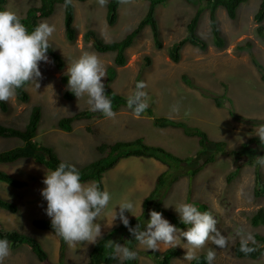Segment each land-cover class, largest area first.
Listing matches in <instances>:
<instances>
[{"label":"rangeland","instance_id":"1","mask_svg":"<svg viewBox=\"0 0 264 264\" xmlns=\"http://www.w3.org/2000/svg\"><path fill=\"white\" fill-rule=\"evenodd\" d=\"M3 2L4 0H0V4ZM39 3L40 0H6L4 7L6 11L21 17L29 8L39 6ZM107 3L100 6L97 0L75 1L74 25L77 39L74 43H69L65 38L62 5L57 7L52 17L40 21L54 26L55 30L48 43L62 56L65 67L61 72L58 71L49 57V63L40 62L39 87L30 84L27 88L30 102L20 103L14 95L7 101L10 112L3 114L0 111V124L23 128L28 122L33 106L40 105L43 118L33 142L39 146L52 147L63 161L77 167H83L97 160L100 157L97 146L103 142L130 141L139 137H143L151 146L163 147L175 156L187 159L186 164L182 166L183 172L197 168L201 170L192 181L188 176L181 178L164 199L163 208L177 214L174 207L180 203H188V193L191 189L192 204L209 205L212 217L216 220V227L226 240L223 248L206 241L204 246L195 250V256L206 254L212 249L215 251L212 264H264V256L259 260H250L239 259L234 255V246L237 242H255L256 235L264 236V227H254L251 224L252 215L259 209H264V198H256L253 195L254 168L247 158L253 155L264 156V148L251 145L245 150L246 157L235 160L232 156L220 155L216 162L203 167L202 165L213 152V145H208L207 151L199 154L197 138L185 136L178 129H158L153 126V118L144 116L134 118L131 109L121 108L113 118L100 119L99 112L90 110L86 95L79 99L66 98L67 84L63 83L62 77L67 75L66 68L82 54L91 53L97 56L105 71L103 84L107 80L108 68L113 65L114 54L97 51L92 43L84 40L86 32L94 30L106 43L120 41L138 25L148 7V3L142 0L123 1L119 9L118 22L111 27L106 21ZM205 5L206 0L202 3V6ZM260 5L261 0H249L244 3L238 10V18L235 22L228 18L224 8L220 7L217 10V19L227 43V47L223 50L212 44L209 12H205L198 25L197 34L209 44L208 49L201 51L186 45L181 51L180 62L174 63L168 57V50L173 44L188 36L187 26L195 14L196 7L184 0H170L167 5L158 8L156 15L163 49L155 48L150 29L146 28L135 45L127 50L128 63L117 69V78L111 88L117 95L128 98L135 90L134 82L145 64V58L150 57L151 66L143 73V82L146 85L143 91L146 93L148 107L154 110V116L184 120L189 126L206 132L211 141L223 140L228 143L229 150L239 149L250 138L256 137L246 134L251 133L255 125L264 124V82L252 65L249 54L235 51L237 45L252 39L255 57L264 66V40L256 35L254 22V15ZM183 75L192 77L199 86L215 95L222 94V84H227V95L231 103L225 101L224 107L218 109L210 98L203 97L199 91L186 87L181 79ZM173 107L178 108V111H173ZM232 107L237 115L245 119H254L258 123L252 125L233 121L228 114ZM83 110L91 111L92 118L74 123L71 132L57 128L60 119ZM237 136L243 139L242 144ZM11 149L27 148L19 139L0 138V152ZM131 161L118 166L104 177L103 183L111 199L101 217L94 220V223H99L101 226V236L120 223L117 219L112 225L109 221L108 225L103 226L107 211L122 199H131L138 204V200L150 192V184L143 186L144 188L136 185L135 172L138 165L134 161L144 160ZM138 163L146 165L142 166L141 170L148 176L150 168L145 164L147 162ZM237 166L242 167L239 177L228 185L226 177ZM2 168L28 183L23 189H13L0 182V196L19 206L18 214L0 209V224L3 230L18 231L38 240L48 254V263L57 264L60 246L58 236L53 232L37 230L32 225L35 219L50 220L44 211L46 201L40 195L44 187L42 180L47 169L31 160H21L16 165H5ZM262 173L264 175V168ZM116 208L118 211V206ZM136 210L137 207L131 213L125 212V215L128 219L135 217ZM162 217L172 224L167 217L163 215ZM249 236L251 239H248ZM185 242L183 238L178 242L176 248L181 250L182 256L173 264H190L191 261L184 259ZM93 244L81 242L73 247L68 245L66 262L87 264ZM170 247L173 246L161 243L158 250L163 252ZM137 249L148 250L142 245H138ZM4 264L42 263L33 256L27 245H23L15 249L10 246V254L5 258ZM139 264L153 263L148 258L140 256Z\"/></svg>","mask_w":264,"mask_h":264},{"label":"trees","instance_id":"2","mask_svg":"<svg viewBox=\"0 0 264 264\" xmlns=\"http://www.w3.org/2000/svg\"><path fill=\"white\" fill-rule=\"evenodd\" d=\"M74 1L86 2L88 0H71V3L65 5V0H40L39 6L29 8L26 13L18 17L21 23L30 32L35 26L40 24L41 20L52 17L59 5L64 7V32L65 38L69 43H74L77 39V30L74 25L75 21V5ZM125 0H109L107 3V24L111 27L115 26L119 18V9L122 2ZM148 3L147 12L141 19L138 25L126 34L120 41L106 43L104 42L94 30H89L84 35L86 42L92 43V46L99 52L102 53H113V65L107 70V80L104 83L105 94L112 101V110L117 113L121 108H128L127 98L124 96L117 95L111 88L112 83L117 78V69L126 66L128 63L127 50L130 49L137 40L140 38L142 32L149 28L152 36L154 46L157 50L163 49V41L161 38L159 22L157 20V10L161 6L168 4L170 0H142ZM189 5L196 7L194 16L190 19L187 29L188 36L182 40L176 42L168 50V57L174 63H179L181 60V51L186 45H191L201 51H206L209 44L203 40L197 34V28L200 23L201 17L205 12H209V25L210 32L212 35V44L223 50L227 47L226 40L222 35L219 21L217 19L216 12L222 7L226 10L228 18L235 22L238 18V10L240 7L248 2L249 0H206V5L202 6L205 0H184ZM6 0L0 4V11H5ZM254 22L256 23L255 33L256 35L264 40V0H261V5L254 15ZM253 41L248 39L242 44L236 46V53L247 52L250 56L252 65L260 74L261 80L264 82V66L258 61L252 52ZM47 56L53 61L58 71H62L65 67V62L62 56L49 44ZM151 58H145V64L142 67L141 72L135 79V85L138 82H143V73L148 70L151 66ZM182 82L190 89L197 90L203 97L210 98L214 105L221 109L224 107V102L231 100L229 99L227 92L228 86L223 83V92L220 95H215L208 89L199 86L196 81L188 76H182ZM63 83L67 84V77H62ZM30 84H26L20 89L16 90L15 96L20 103H29L30 95L27 88ZM66 98L72 100L75 96L67 91ZM0 111L3 114L10 112V105L6 102H0ZM228 114L230 118L235 122H244L246 124L255 125L258 122L254 119H245L239 116L234 111L233 107L229 109ZM140 116L153 118L152 123L158 129H178L183 132L185 136L191 138H197L199 143V154L205 153L208 149V145H213V152L210 154L208 159L202 165L207 166L216 162L220 155L232 156L233 159L238 160L241 157H246L247 153L245 150L251 145L259 146L264 148V144H260L258 138H250L246 143H243L239 149L229 150L228 143L223 140L211 141L209 135L203 130L189 126L184 120H178L162 116H154V110L151 107H147ZM43 112L40 105H34L31 109V113L27 124L23 128L5 126L0 124V138L2 139H19L22 141L26 148L29 149H11L0 152V182L13 188L23 189L28 186V183L20 180L10 173L5 171L2 167L5 165H16L21 160H31L38 166H41L47 170H53L61 161H63L52 147L39 146L34 143V138L38 134L40 124L42 122ZM92 118L91 111L83 110L75 115L64 117L57 123V128L65 132H71L73 124L83 120H89ZM99 118H105L99 112ZM99 158L83 167H77L81 173V182H95L105 190L103 183L104 177L110 171L115 169L123 160L129 158H146L154 159L166 166V170L160 174L156 180L154 189L150 194L142 201L143 211L140 215L130 218L129 226L135 227L138 223L141 224V230L144 229L142 226L149 219V210H155L161 212L162 215L167 217L173 225L185 230L186 225H182L179 222L177 214H174L163 208L164 199L168 196L169 191L175 184L184 176H188L192 181L201 169L182 171V166L186 164L187 159L175 156L171 152L167 151L160 146H151L145 142L143 137L136 138L130 141H116V142H103L97 146ZM253 155L247 158L254 168V188L253 195L256 198H264V175L262 173V167L255 165ZM71 164L70 162L63 161ZM73 165V164H72ZM242 167L237 166L234 171L227 175L226 181L230 185L235 179L239 177ZM188 203H193L191 200V189L189 190ZM195 204V203H194ZM200 211H208L212 215V211L208 204L200 203L196 204ZM0 209L10 212L11 214L19 213V206L2 196H0ZM251 224L254 227H264V209H259L251 217ZM35 229L41 231L53 232L50 225L49 219H35L32 222ZM54 233V232H53ZM123 233V235H121ZM0 238H6L10 241V246L15 249L23 245H27L30 248L33 256L42 264H49V258L47 252L42 247V244L28 236L27 234L18 231H5L0 224ZM60 241L59 255L57 264H70L66 262L68 244L58 236ZM111 240L114 243L121 245L125 244L131 250L136 251L137 256L134 260H126L121 262L118 257L114 258L113 249L108 246V241ZM139 244L134 240V237L129 233L128 229L125 228L121 223L119 226L114 227L108 233L100 237L94 242L88 255L87 264H139V257L144 256L151 260L153 264H173V262L182 256L181 250L176 247H171L164 252L158 250L152 251H139L137 249ZM246 246L252 251L245 254L241 251V247ZM234 255L239 259H251L259 260L264 256V236L256 235L255 242L239 241L234 246ZM206 254L196 256L197 259H193L190 264H206Z\"/></svg>","mask_w":264,"mask_h":264},{"label":"clouds","instance_id":"3","mask_svg":"<svg viewBox=\"0 0 264 264\" xmlns=\"http://www.w3.org/2000/svg\"><path fill=\"white\" fill-rule=\"evenodd\" d=\"M97 2L100 6H104L107 0H97ZM69 3L71 0H65V5ZM54 30V26L40 23L29 32L14 13L0 11V102L8 101L15 95L17 89L26 84L39 87L41 72L38 65L40 62H50L47 56L48 41ZM66 73V89L69 92L78 99L86 95L91 111L100 112L107 118L115 116L112 101L105 94L102 83L105 71L95 54H82L66 68ZM145 86L144 82H138L134 92L127 98V106L131 109L134 118H139L148 107L146 93L143 91ZM172 110L178 111V108L173 107ZM246 135L258 137L260 144H264V124L255 125L252 132ZM237 138L240 144L244 142L241 137L237 136ZM253 159L255 165L264 168V156H256ZM42 183L44 187L40 195L46 201L44 211L50 218L54 234L62 238L70 247L81 242L93 244L98 237L100 238L101 226L99 223H94V220L101 217L111 199L106 189L103 190L95 182L82 183L79 169L63 161L53 170H47ZM116 206L118 211L115 210ZM135 207L143 211L142 202L137 205L131 199H122L111 208V225L118 219L134 240L148 250H158L161 243L176 247L183 238L186 241L184 259L192 261L197 259L195 250L204 246L206 241H211L219 248H223L226 244L212 215L208 211H200L192 203H180L174 207L180 224L188 226L184 231L170 224L162 217L161 212L155 210H149V219L144 224L143 230L139 223L135 227H130L125 212L131 213ZM248 239L251 237L249 236ZM108 246L113 249L114 258L118 257L121 262L134 260L137 256L136 251L125 244L121 245L109 240ZM241 251L247 254L252 249L242 246ZM9 254L10 241L0 238V264H4ZM214 258L215 251L209 249L205 256L206 264H212Z\"/></svg>","mask_w":264,"mask_h":264},{"label":"crops","instance_id":"4","mask_svg":"<svg viewBox=\"0 0 264 264\" xmlns=\"http://www.w3.org/2000/svg\"><path fill=\"white\" fill-rule=\"evenodd\" d=\"M161 130H168V129H161ZM134 159H138V160L143 159L144 160V161H134L138 165V168L136 169V172H135L136 173V179H137L136 185L140 186L141 188H144L143 186H148L150 184L151 185L150 186V192H151L155 187L156 180H157L158 176L166 170V166L164 164L154 160V159H146V158H129V159L123 160L118 166H123L126 163L132 162L131 160H134ZM138 162H147L145 164H148V166L150 168V174L148 176L144 175L142 173V170H141L142 166H146V165H142ZM115 169H113V170H115ZM150 192L147 195L141 197L140 200H138L137 205H139L150 194ZM115 210H117V208ZM140 213H141V209L139 207H137V210L135 212V216L139 215ZM111 220H112V213H111V210H109V211H107L106 220L104 221L105 224L103 223V226L108 225L109 221L111 223Z\"/></svg>","mask_w":264,"mask_h":264}]
</instances>
